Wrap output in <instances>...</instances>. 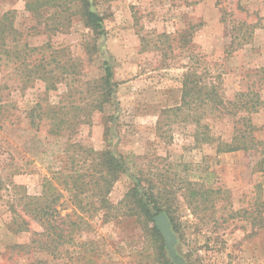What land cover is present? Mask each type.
<instances>
[{"label": "rangeland", "instance_id": "374dc122", "mask_svg": "<svg viewBox=\"0 0 264 264\" xmlns=\"http://www.w3.org/2000/svg\"><path fill=\"white\" fill-rule=\"evenodd\" d=\"M80 4L0 0V173L6 183L0 191V264L51 260L22 248L31 232L10 226L8 184L20 187V197L39 196L45 178L63 166L69 144L130 157L144 178L167 190L179 233L166 216L182 264H264V108L252 116L263 154L218 155L215 144L196 145L195 124L163 114L181 105L183 83L193 75L199 86L213 84L228 100L254 92L264 103V29L257 26L250 43L229 54L221 11L231 22L264 26V0H94L105 34L92 61L83 42L95 34L85 27ZM105 61L113 73L110 101L71 132L51 134L47 109L97 97ZM34 108L39 128L29 123ZM217 114H204L211 116L205 124L226 137L232 126ZM129 175L115 185L114 205L131 187ZM30 222L32 230H41ZM146 232L135 217L108 223L99 217L74 245L61 248L56 263L82 264L79 245L92 241L103 250L100 264H156V246ZM165 248L168 259L181 264Z\"/></svg>", "mask_w": 264, "mask_h": 264}, {"label": "trees", "instance_id": "16d2710c", "mask_svg": "<svg viewBox=\"0 0 264 264\" xmlns=\"http://www.w3.org/2000/svg\"><path fill=\"white\" fill-rule=\"evenodd\" d=\"M79 1L82 3L80 15L84 25L95 34L93 40L83 42V47L92 61L93 56L100 53L99 40L105 34L103 18L94 11V0ZM49 5L43 4V6ZM218 5H220L219 0ZM27 8L31 9V4H27ZM221 11L222 22L226 25L231 39L228 46L229 54L250 43L257 26L264 29V26L258 22L255 25L236 20L231 22L226 18L227 12L223 8ZM103 67L105 74L100 79L102 91L100 90L97 97L85 105L59 104L47 109L49 115L53 116L51 134L62 136L66 130L71 132L76 125L90 118L92 113L101 112L105 104L110 101L113 96L112 68L109 61H105ZM44 81H49V78L45 76ZM196 82L194 75L193 78L186 77L181 105L164 110L163 114L173 115L183 123L195 124L196 145L215 144L218 155L239 151L247 154L252 152L263 154L262 143L255 137L256 128L252 123V116L264 108L259 93L240 92L233 100H228L213 84L204 83L199 86ZM47 90L51 89L48 87ZM35 110L36 108L29 116V123L32 128H39L41 121L36 124L33 116ZM199 111L203 114H198ZM211 111L217 112L218 118L222 120L228 119L232 126L228 136L223 137L222 134L212 132L210 126L205 124L206 119L211 116L203 117V115ZM71 149L76 152L73 156L70 155ZM64 153L63 166L50 178H45L39 196L32 197L26 194L20 197V187L14 183L8 184L13 194L11 204L13 216L10 226L14 227L17 233L31 232L30 242L22 248L46 253L51 257L50 261H36L32 264H59L56 261L61 258V248L74 245L75 241L82 237L83 232L92 229L95 219L99 217L103 223L131 217L145 222L146 234L150 237L151 244L156 246L154 254L156 264H174L166 256L164 238L154 223V218L165 212L173 230L179 233V227L172 217L167 190H160L151 180L144 178L141 171L133 166L130 157L115 155L108 149L96 151L80 144H69ZM262 164L263 161L260 165ZM262 171L264 170L259 172ZM129 173L132 185L124 198L114 205L110 200L111 193L121 178ZM5 187L6 183H3L0 173V191ZM67 206L68 208L70 206L71 211L63 216L61 213L68 209ZM30 220L41 230H32ZM79 248L78 262L100 264L99 259L103 250L98 245L92 241L81 242Z\"/></svg>", "mask_w": 264, "mask_h": 264}, {"label": "water", "instance_id": "95a60500", "mask_svg": "<svg viewBox=\"0 0 264 264\" xmlns=\"http://www.w3.org/2000/svg\"><path fill=\"white\" fill-rule=\"evenodd\" d=\"M155 223L157 226V229L160 231V233L165 237V243L166 247L169 251L170 256L172 257L173 261L176 263H181L182 260L177 256L174 245H175V237L173 235L171 224L164 212H161L159 215H157L155 218Z\"/></svg>", "mask_w": 264, "mask_h": 264}]
</instances>
